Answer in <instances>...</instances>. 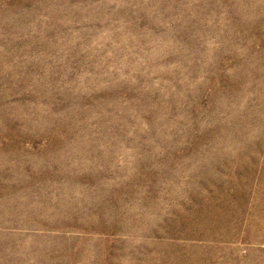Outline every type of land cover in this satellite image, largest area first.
Returning a JSON list of instances; mask_svg holds the SVG:
<instances>
[{
    "label": "rangeland",
    "instance_id": "obj_1",
    "mask_svg": "<svg viewBox=\"0 0 264 264\" xmlns=\"http://www.w3.org/2000/svg\"><path fill=\"white\" fill-rule=\"evenodd\" d=\"M0 264H264V0H0Z\"/></svg>",
    "mask_w": 264,
    "mask_h": 264
}]
</instances>
